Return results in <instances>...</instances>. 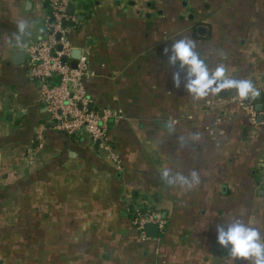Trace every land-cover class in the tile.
<instances>
[{
  "label": "crops",
  "instance_id": "crops-1",
  "mask_svg": "<svg viewBox=\"0 0 264 264\" xmlns=\"http://www.w3.org/2000/svg\"><path fill=\"white\" fill-rule=\"evenodd\" d=\"M46 10L0 0V264H249L216 243V227L239 217L264 236V126L234 89L193 100L182 72L175 86L166 49L192 39L210 68L251 80L264 109V0H70L67 39L87 55L90 106L115 115L107 151L53 130L28 77ZM192 172L191 187L168 182ZM145 206L166 225L143 241L131 211Z\"/></svg>",
  "mask_w": 264,
  "mask_h": 264
},
{
  "label": "built area",
  "instance_id": "built-area-1",
  "mask_svg": "<svg viewBox=\"0 0 264 264\" xmlns=\"http://www.w3.org/2000/svg\"><path fill=\"white\" fill-rule=\"evenodd\" d=\"M47 10L42 18L41 35L26 50V70L28 77L38 84L39 102L47 112L52 129L66 135H77L103 151L108 150L106 134L107 120L115 118L111 110L93 109L83 81L88 75V58L81 50L79 58L71 57L74 48L67 35L72 30L75 19L67 13L70 0H46ZM73 64L75 67H73ZM58 79L57 84L52 83ZM235 101L242 108L250 124L264 126V109H255V97ZM258 117L261 121L258 122ZM43 131L38 129L28 148V159L42 148ZM132 225L141 240H147L146 229L156 226L162 233L166 221L156 208L145 206L131 211Z\"/></svg>",
  "mask_w": 264,
  "mask_h": 264
},
{
  "label": "clouds",
  "instance_id": "clouds-1",
  "mask_svg": "<svg viewBox=\"0 0 264 264\" xmlns=\"http://www.w3.org/2000/svg\"><path fill=\"white\" fill-rule=\"evenodd\" d=\"M24 29V23L17 25L19 33H23ZM15 38L19 40V36ZM195 49V41L188 37L175 40L170 49H166L168 63L179 69L172 75L174 85L180 86L182 72L183 87L193 100H202L226 89H234L235 94L241 100L254 98L259 94V90L254 87L251 80L227 76L223 64H217L214 68H210ZM173 123L175 122L173 121ZM168 127L171 129L172 125L170 124ZM162 176L168 178L169 173L164 171ZM176 181L191 187L199 183V176L196 172H192L190 178L179 176L168 180L169 183ZM215 239L220 247L228 250V254L235 262L247 261L249 264H264V236L256 227L242 222L239 217H232L218 225Z\"/></svg>",
  "mask_w": 264,
  "mask_h": 264
},
{
  "label": "water",
  "instance_id": "water-1",
  "mask_svg": "<svg viewBox=\"0 0 264 264\" xmlns=\"http://www.w3.org/2000/svg\"><path fill=\"white\" fill-rule=\"evenodd\" d=\"M79 54H80L79 51L74 50V51L72 52V54H71V57H72L74 60H77V59L79 58ZM22 57H23V54H22V53L18 54V55L16 56V59H15L16 62H21ZM73 67H75L74 64H73ZM256 98H257L258 100H261L262 95H261V94H258V95L256 96ZM255 109H256L258 112H261V111L263 110V105H262L261 103H258V104L256 105ZM257 121L260 122V121H261V118L258 117ZM146 231H147V233H148L149 236H156L158 230H157L156 226L149 225V226L147 227Z\"/></svg>",
  "mask_w": 264,
  "mask_h": 264
}]
</instances>
